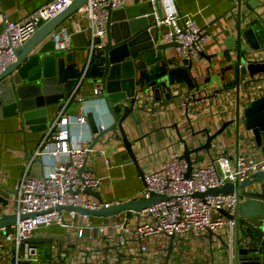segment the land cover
Segmentation results:
<instances>
[{
    "label": "built area",
    "instance_id": "built-area-1",
    "mask_svg": "<svg viewBox=\"0 0 264 264\" xmlns=\"http://www.w3.org/2000/svg\"><path fill=\"white\" fill-rule=\"evenodd\" d=\"M68 1L48 0L24 17L15 19L8 18L0 10V70L14 61L16 45L22 43L39 23L62 9ZM259 1L263 3L258 11L264 5V0ZM125 2L85 0L69 14L66 22L55 27L56 47H67L72 31L88 28L91 48H99L106 34L109 5L116 8ZM148 3L149 13L160 26V39H175V53L180 59L198 58L206 38L201 34V25L192 13L179 12L173 0H148ZM80 19L86 20L84 25ZM247 55L252 59L263 60L264 46ZM169 84L171 92L180 91L177 83ZM99 90L98 87L93 88V92ZM136 92V101L144 102L147 101L150 88L148 91L141 88ZM263 92L264 70L256 73L247 71L241 75L239 88L235 83L224 86L215 81L203 87H194L188 100L200 102L203 108L217 114L218 127L228 118L233 120L211 138L208 149L190 153L192 167L188 176L184 175L187 162L180 156L183 147L181 139L179 145L173 147L159 163L143 169L145 183L138 195L154 190L164 192L165 198L138 209L125 208L101 220H94L91 214L75 209L55 207L57 203L98 207L112 201H101L84 190L85 186L98 188L100 178L87 162L80 169L86 154L93 147L88 146L91 135H85L88 130L87 112L83 110L85 106L80 104L79 113L66 110L70 95L53 119L47 122L46 131L38 140L32 156L44 157L49 168L37 174L24 172L19 177L9 195L15 201L13 209L7 210L3 203L0 204V213L37 212L0 226V264H20L28 260L39 262L41 242L48 243L50 264H221L227 259L226 253L216 234L209 236L208 228L221 232L225 238H231L241 216L239 204L249 195L230 191L199 196L193 192L230 180L241 182L248 176L253 177L257 170H264V130L261 131L260 143L253 128L245 125L244 116L246 105ZM123 102H120V107ZM238 109L240 127L237 128L238 144L235 145L224 142L223 133L229 125L237 127L235 118ZM74 123L77 132L72 129ZM96 124L99 129L105 126L99 119ZM205 136L195 132L194 139L190 141L188 137H183L189 146H194L202 142ZM100 152L105 154L103 149ZM240 188L263 191L264 178L253 180ZM220 208L231 215L228 216ZM53 224H57L60 229L49 230ZM60 234L64 235L63 239ZM34 235H51L52 238L33 240ZM204 240L210 245L209 258H203L197 249Z\"/></svg>",
    "mask_w": 264,
    "mask_h": 264
},
{
    "label": "water",
    "instance_id": "water-1",
    "mask_svg": "<svg viewBox=\"0 0 264 264\" xmlns=\"http://www.w3.org/2000/svg\"><path fill=\"white\" fill-rule=\"evenodd\" d=\"M84 2L85 0H69L62 9L39 23L29 37L16 45L14 61L0 70V108L4 112H20L24 123H27L28 127L33 130L47 126L44 108L40 109L41 107L36 105L64 97L62 84L57 81L55 74L56 59L53 51L57 49L54 42L55 27ZM261 3L263 2L259 0H236L234 4L215 14L207 23L200 26L201 34L210 36L215 46L209 51L201 49L199 52V56L204 57L207 64L193 73L194 59L181 58L182 64L186 67L196 88L209 85L214 81L224 86L235 83L239 88L241 75L246 74L247 71L256 73L264 70V58L257 60L247 55V53L264 46V19H261V14L258 11ZM122 9L125 10V7ZM113 10L114 8L109 5L106 34L103 44L99 47L103 62L101 74L96 80L100 82V90L92 95L99 99V103L96 105L97 109L104 108L110 118L106 125L99 129L93 111H88L87 122L91 130L88 146L94 147L96 141L106 143L111 138L120 137L126 148L121 158H127L135 163L138 175L143 180V168L138 163L133 145H131V140L128 138L122 122L134 108L136 91L141 88L148 91L149 87L153 100L160 99L162 103H167L180 94V91L171 92L167 74L149 79L146 86L136 87L139 69L148 68L143 54L158 48L161 50V57L167 59L166 48L174 47L177 41L175 39L169 41L160 39V26L155 22L153 15L149 13V8L147 11L141 12L142 14H131L124 11L117 19L112 17ZM225 16L231 21L229 20L218 28H207L208 25L217 23ZM99 39L97 38V40ZM220 58L223 59V63L218 64ZM176 59L177 56L174 55L172 61ZM162 93L163 98H161ZM123 99L126 101L123 102ZM120 102H123L121 107ZM136 107L140 108L142 105H136ZM244 116L245 125L253 128L257 141L261 143V131L264 130V92L246 105ZM231 120L233 119L228 118L222 121L215 130L207 131L205 139L194 146H189L186 138L180 137L183 144L180 156L187 162L185 176L190 174L192 167L190 153L202 148L208 149L211 146V138L223 131ZM235 121L239 129V109ZM24 123L20 129L24 133L25 140ZM104 135L106 136L103 138ZM88 153L81 163L80 169L85 167ZM26 156H29L28 152H26ZM37 157L40 158V156ZM262 178H264V170H257L253 177L248 176L241 182L230 180L222 184L208 186L202 190L196 189L193 192L194 195L199 196L205 193H227L230 191L249 195L239 204L241 216L235 224V231L231 238H225L221 232H215L208 228L209 236L216 234L221 248H224L226 253L227 259L223 260L221 264H264V190L248 191L245 188H240L253 180ZM143 181L145 183V180ZM84 190L95 195L97 199L104 200L98 188L85 186ZM12 191L13 189L0 185V201L6 202ZM165 197L164 192L150 190L148 194L112 200L108 204L98 207L73 203H57L55 207L75 209L89 215L108 216V214L125 208L138 209ZM220 210L228 216L231 215L223 208ZM35 213L37 212L26 211L17 214L15 211H2L0 226ZM60 235L63 239L64 235ZM51 238V235L32 236L33 240H49Z\"/></svg>",
    "mask_w": 264,
    "mask_h": 264
},
{
    "label": "crops",
    "instance_id": "crops-1",
    "mask_svg": "<svg viewBox=\"0 0 264 264\" xmlns=\"http://www.w3.org/2000/svg\"><path fill=\"white\" fill-rule=\"evenodd\" d=\"M46 1L48 0H1L0 10L8 18H21ZM235 1L173 0L181 12H191L201 26L215 14L234 4ZM123 7L125 10L122 9ZM148 8H150L148 0H126L123 6L114 8L112 17L117 19L124 11L131 14H142L141 12L147 11ZM259 12L261 19H264V5L260 7ZM228 17L219 19L217 23L208 25L207 28H218L226 24L229 20L231 21ZM68 18L69 15L62 19L58 25L66 22ZM79 21L84 25L86 20L80 19ZM89 37L88 28L72 31L70 44L65 48L53 50L56 59L55 74L57 81L62 84L64 97L36 105L41 107L40 109L44 108L47 122L53 119L64 100L70 95L72 96L66 105L67 112L79 113L81 112L80 104H83L85 106L83 110L87 113L89 110L93 111L95 119L101 120L105 125L110 118L109 113L104 108L102 110L97 109L96 105L99 103V99L92 96L93 88H100V82L96 79L101 74L103 58L99 48H91ZM204 38H206L204 49L206 51L214 49L213 39L207 35ZM174 55L177 56L175 47L166 48L167 59L161 57V50L158 48L144 53L143 57H145L148 68L139 69L136 87L146 86L149 79L167 74L169 82L177 83L182 94L175 96L167 103H162L160 99L153 100L151 92H147V101L137 100L132 111L122 122L127 136L131 140V145H133L138 163L143 169L154 166L159 163L160 159L166 157L173 147L179 145L182 135L188 137L187 139L190 141L194 139L195 132L204 137L207 131L211 132L218 127L217 114L203 108L200 102L188 100L195 84L181 59L177 56V59L172 61ZM220 63H223L222 58L218 61V64ZM205 64H207V60L204 57L199 56L194 59L192 72L199 71V68H203ZM199 81L201 82V79ZM79 94L82 96L80 99ZM161 98H163V93ZM136 105H142V107L138 108ZM23 123L20 112H4L0 108V185L10 189L16 186L19 177L24 172L37 174L49 168L44 157L38 158L39 155H36L32 158L38 140L45 133L46 127L33 130L28 127L27 123H24L26 136L24 140V133L20 129ZM87 125L88 130L85 131V135L88 136L91 135V130L88 122ZM72 127L75 132L78 131L75 123ZM110 132L112 133V131ZM237 133V127L229 125L223 133L224 142L237 145ZM93 146L88 153L86 162L94 167L100 178L98 189L103 199L116 200L137 196L144 181L138 175L135 163L127 158H121L126 149L121 138H111L106 143L96 141ZM101 149L105 151V154L100 152ZM26 152L29 154L28 157ZM2 203L5 209L10 210L13 209L15 201L9 196L6 202L0 201V204ZM92 218L101 220L103 216L92 215ZM53 225L49 226V230L60 229L58 227L55 230ZM209 246L207 240L197 246L203 258H209L211 251Z\"/></svg>",
    "mask_w": 264,
    "mask_h": 264
},
{
    "label": "rangeland",
    "instance_id": "rangeland-1",
    "mask_svg": "<svg viewBox=\"0 0 264 264\" xmlns=\"http://www.w3.org/2000/svg\"><path fill=\"white\" fill-rule=\"evenodd\" d=\"M202 68V67H201ZM199 68V69H201ZM201 156V154H200ZM104 217V216H103ZM59 226L57 224L53 225V228L56 230ZM41 250H40V255L41 259L39 262L35 261H21L20 264H50V259H49V252H48V243L47 242H41Z\"/></svg>",
    "mask_w": 264,
    "mask_h": 264
}]
</instances>
